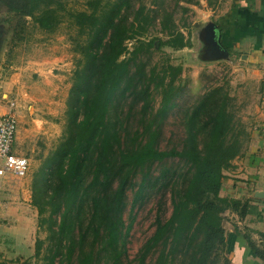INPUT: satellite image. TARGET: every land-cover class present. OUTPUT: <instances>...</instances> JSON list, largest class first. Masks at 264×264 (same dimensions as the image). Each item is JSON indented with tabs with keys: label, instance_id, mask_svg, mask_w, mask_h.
Segmentation results:
<instances>
[{
	"label": "trees",
	"instance_id": "trees-1",
	"mask_svg": "<svg viewBox=\"0 0 264 264\" xmlns=\"http://www.w3.org/2000/svg\"><path fill=\"white\" fill-rule=\"evenodd\" d=\"M66 1L0 0V11L16 18L12 42L21 40L26 17L45 33L66 22L74 29V51L81 55L67 102L65 130L31 182V205L39 216L35 226H46L48 231L49 246L41 264H124L125 237L132 224V219L128 223L122 219L125 192L138 171L169 159L181 163V169L164 168L160 174L169 173L163 182L171 212L167 218L156 215L137 264H144L151 253L156 254L152 264L228 263L222 256L227 252L223 214L244 218L251 206L250 198L220 195L225 172L249 142L248 133L242 140L244 127L230 111L228 91L211 87L187 109V133L179 149L159 148L158 127L145 135L154 123L147 110L152 92L161 95L163 116L178 93L173 85L182 67L168 58L147 66L140 56L155 47H191L190 26L185 22L178 26L171 13H164L159 32L165 39L149 38L150 16L141 7L129 20L122 13L129 8L127 0H86L83 10L68 8ZM129 98L133 105L141 104L139 118L120 117ZM143 187L140 182L139 192ZM47 205L50 212L44 215ZM260 236L264 240V233ZM244 237L264 262V248L247 234ZM42 242L36 239L32 246L35 258ZM0 264L13 263L1 260Z\"/></svg>",
	"mask_w": 264,
	"mask_h": 264
},
{
	"label": "rangeland",
	"instance_id": "rangeland-1",
	"mask_svg": "<svg viewBox=\"0 0 264 264\" xmlns=\"http://www.w3.org/2000/svg\"><path fill=\"white\" fill-rule=\"evenodd\" d=\"M127 2L129 8L127 10L124 8L122 13H125L129 20L133 19L136 10L141 7L144 9L143 13L150 16L152 24L149 26V38L157 36L165 39L159 32L164 13H171L173 21L178 26L183 22L190 26L191 47L179 50L155 47L152 53L140 56L147 66L156 62L161 64L163 59L168 58L171 64L182 67L173 85L178 93L170 100L169 108L163 116L160 114L161 95L152 92L154 99L147 110L154 116V123L145 135L158 127L159 148L179 149L187 133L186 116L190 111L187 109L196 105L206 90L223 86L232 98L230 111L233 112L235 120L244 127V134L241 137L245 140L246 134L253 128L255 115L260 107L256 67L240 58V52L235 50L228 38L226 40L225 37H220L221 44L215 40V35L210 34L211 25L213 27L215 25L212 20L206 27L209 35H193L197 29L204 30V26L193 24L194 7L204 4L205 8L216 16L230 5L231 0H127ZM66 6L74 10H83L86 8V0H67ZM10 17L4 10L0 11V102L6 101L7 110L12 103L19 136L32 140L31 144L24 142L26 149L23 148V153L30 158L27 175L23 178L0 179V261H12L13 264H41L40 258L47 252L49 246L48 231L46 226L40 228L35 226L39 216L31 205V182L41 161L57 144L65 130L67 102L74 82V71L81 55L74 51V42L71 40L75 36L71 35L74 29L66 22L55 32L45 33L26 17L20 35L21 40L12 42L16 18ZM192 27L194 32H191ZM128 47H131V42L128 43ZM131 100L127 99V105L122 113L119 111L120 117L130 114L131 118L132 115L139 118L137 112L141 104L133 105ZM151 114L146 112V117L149 118ZM143 128L142 125L141 130ZM12 151L14 154L22 155L17 152L15 140L12 143ZM180 165L177 159H169L166 163L154 162L133 176L125 192L122 213L125 223L132 219L131 228L125 237L126 251L122 256L124 264H137V254L155 228L156 215L160 213L164 218L169 216L171 205L164 183L169 173L162 177L160 174L164 168L181 169ZM140 182L144 183L141 192L138 190ZM49 212L50 208L47 205L44 215ZM223 216L227 219L223 222L224 226L232 224L227 211ZM36 239L43 241L38 258L32 256V246ZM155 256L154 253L149 254L144 264H152ZM222 256L228 259L227 252H223ZM174 264L186 263L176 260ZM219 264L229 262L220 261Z\"/></svg>",
	"mask_w": 264,
	"mask_h": 264
},
{
	"label": "crops",
	"instance_id": "crops-1",
	"mask_svg": "<svg viewBox=\"0 0 264 264\" xmlns=\"http://www.w3.org/2000/svg\"><path fill=\"white\" fill-rule=\"evenodd\" d=\"M194 12L193 24L204 26V30L197 29L193 35H209L206 27L212 20L219 40L220 37L229 39L235 50L240 52V58L256 67L259 111L249 133L247 149L233 160V167L225 172L220 195L251 199L249 212L244 218L229 213L232 224L225 226L229 264H264L253 254L244 237L247 234L257 246L264 248V240L260 236V233H264V199L254 196L255 191L264 189V0H231L230 5L216 16L204 4L194 7ZM193 27L191 32H194ZM6 111V101L0 102V115ZM14 140L17 152L27 157L23 153V148L26 149L24 142L31 144L32 139L21 138L18 125Z\"/></svg>",
	"mask_w": 264,
	"mask_h": 264
},
{
	"label": "built area",
	"instance_id": "built-area-1",
	"mask_svg": "<svg viewBox=\"0 0 264 264\" xmlns=\"http://www.w3.org/2000/svg\"><path fill=\"white\" fill-rule=\"evenodd\" d=\"M10 108L0 115V179L23 178L29 171L26 156L14 154L12 143L17 131V117Z\"/></svg>",
	"mask_w": 264,
	"mask_h": 264
},
{
	"label": "water",
	"instance_id": "water-1",
	"mask_svg": "<svg viewBox=\"0 0 264 264\" xmlns=\"http://www.w3.org/2000/svg\"><path fill=\"white\" fill-rule=\"evenodd\" d=\"M210 29H211L210 34L212 33V35H215V37L214 36L213 37L215 38L216 41H218V43H220V41H219V35L216 34L215 26L213 27V25H211ZM204 39H206V38H204ZM254 196L256 198L264 199V189L261 190V191H255L254 192Z\"/></svg>",
	"mask_w": 264,
	"mask_h": 264
}]
</instances>
